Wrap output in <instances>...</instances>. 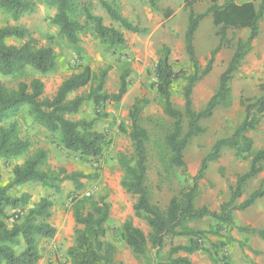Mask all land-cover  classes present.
Returning <instances> with one entry per match:
<instances>
[{
	"label": "trees",
	"instance_id": "16d2710c",
	"mask_svg": "<svg viewBox=\"0 0 264 264\" xmlns=\"http://www.w3.org/2000/svg\"><path fill=\"white\" fill-rule=\"evenodd\" d=\"M54 7L56 13L53 22L59 27L61 34L73 45L80 42L81 36L89 30L108 45L124 43V32L113 25H107L102 15L94 12V0H41ZM109 17L120 24V27L135 33H146L147 27L129 20L121 12L117 0H98ZM203 0H184L189 9L187 29L185 32L186 52L189 56V68L176 70L171 63L169 46L164 45L161 57L157 63L156 90L164 112L173 119L172 129L166 136V146L171 152L169 163L172 167L182 170L187 184L179 193L172 196L166 208H161L152 202L146 183L147 174V129L141 124V114L150 100L138 98L130 111L132 120L131 139L135 155L129 158L122 153L119 157L124 176L122 186L137 196L134 210L137 217L144 219L151 231L147 234L142 228L127 220L123 225V238L134 253L145 257V264H192L191 255L199 251L211 249L205 245L210 235L221 239L214 244L216 251L227 248L237 239L226 231L237 230L247 234L258 235L264 239V227L237 224L234 211L246 210L256 201L264 197V179L258 188L247 198L237 203L243 195L246 183L264 170V148L253 151L254 141L248 135L250 130L258 128L264 117V83L262 93L254 98L241 96L245 107L243 120L232 134L218 139L209 153L202 159L197 175L189 182L188 164L185 150L193 138L205 132L202 125L204 119L210 118L220 107L233 104L231 81L234 73L240 68L245 57L253 47V41L260 34V22L264 17V0L259 6L253 1L237 3L234 0H211L212 3L204 11H196L195 4ZM154 10H162L160 0H147ZM33 0H0V9L18 19L34 9ZM166 17L172 14V9L164 10ZM211 15L213 23L220 26L218 45L212 50L207 65L202 68L197 56L195 37L202 21ZM249 29L246 39L236 33L230 37L228 30ZM30 33L26 27L5 25L0 27V74L14 75L31 67L45 74L57 66V54L53 47L39 45L36 39L30 37L21 45L9 44L10 37L24 39ZM223 47L233 49L232 57L225 71L221 74L219 85L206 105L195 109L193 92L196 84L203 80L213 68L215 56ZM108 68L102 73L100 84L90 92L69 95L88 86L94 72L90 65H85L81 71L72 73L65 78L58 90L51 97L44 96V82L40 77L31 81H21L16 88H8L0 82V123L17 114L21 105L29 106L32 121L37 122L52 132H60L61 142L65 148L79 153L82 158L101 155L104 147L109 144L107 133L95 128L96 118L74 120L68 117L80 111L86 101L92 100L97 106L107 100L119 101L128 90L127 69L121 76V85L117 92L104 89V80ZM183 78L184 110L178 108L173 100L175 82ZM99 116V114H98ZM31 142L19 135L18 123L13 121L7 126H0V158L9 165L12 158L22 156L28 151ZM225 148H235L238 156L246 158L252 154L249 169L237 175L236 181L230 186L231 195L227 201L220 204L218 210L208 205L197 206L195 200L199 194V181L204 177L209 164L217 161ZM48 150L39 149L22 164L13 166V178L3 181L0 168V264H38L42 255L38 245V237L53 238L56 227L48 221L51 217L53 201L43 196L37 203L27 207L30 194L23 192L12 195L10 190L26 182H37L48 189L60 190L61 182L72 180L77 189L83 187L81 178H91L90 174L82 172L68 173L65 168L58 172L44 168ZM74 216L78 227L75 231V244L68 249L73 264H115L116 247L105 242L106 223L110 216V205L104 197L99 199L93 195L74 194ZM212 218L214 225L210 228H199L194 224ZM12 220L10 225L9 221ZM186 237L185 243H170L167 255L161 251L168 244V238ZM153 250V255H149Z\"/></svg>",
	"mask_w": 264,
	"mask_h": 264
},
{
	"label": "rangeland",
	"instance_id": "374dc122",
	"mask_svg": "<svg viewBox=\"0 0 264 264\" xmlns=\"http://www.w3.org/2000/svg\"><path fill=\"white\" fill-rule=\"evenodd\" d=\"M35 7L18 19L0 9V27L5 25H18L29 30V37L18 39L10 37L9 44L21 45L30 37L36 39L39 45H47L54 48L57 54V66L48 73L42 74L37 70L27 67L14 75L4 76L0 74V82L8 88H16L21 81H31L40 77L45 85L44 96L51 97L58 90L65 78L72 73L79 72L85 65H90L94 78L92 82L69 95V98L77 94L88 93L97 87L102 81V73L108 68L104 80V89L108 92H117L121 85V76L129 69L127 77L128 90L121 100H107L97 106L92 100L86 101L80 111L69 114L74 120L96 118L95 128L107 133L110 142L101 155L82 158L79 153L64 147L61 142L60 132H52L43 125L32 121L29 115V106L21 105L16 115L5 119L1 125L7 126L15 121L18 123L19 135L28 139L31 146L22 156L9 161L12 166L23 163L37 150H48V157L44 168L58 172L65 168L68 173L82 172L90 174L91 178H81L83 187L77 189L72 180L61 182L59 191L48 189L37 182H27L21 186H15L10 190L12 195H20L23 192L31 196L27 207L32 206L42 196L52 199L51 208L53 221L59 225L54 237L58 238L54 244L38 240L42 249V257L47 258L50 264H69L71 262L68 249L75 244V231L78 225L74 216V194L93 195L99 199L104 197L110 205V216L106 223L107 231L103 237L105 242L116 247L115 264H145V257L133 252L123 238V225L131 220L134 225L142 228L147 234L151 228L147 222L136 216L134 204L137 196L127 191L122 186L124 171L119 162L120 154L124 153L129 158L134 157L135 148L130 136L132 120L130 111L138 98H148L149 104L145 106L141 114V124L147 129V174L146 183L153 203L161 208H166L173 195L179 193L187 184L186 176L182 170L172 167L169 163L170 150L166 146V136L172 129L173 119L163 109L156 90L155 69L161 57L162 48L167 45L171 49L170 60L176 70L189 68V56L186 52L185 32L188 23L189 9L184 0H160L162 10H154L147 0H117L121 12L129 20L147 27L146 33H135L120 27L113 21L106 10L101 7L98 0H94L93 10L104 18L107 25H113L124 32L125 41L119 45L103 43L92 30L81 36L78 44H70L61 34L59 27L53 22L56 13L54 7L48 6L41 0H33ZM263 0H259L260 5ZM211 0H203L195 4L196 11H204L211 4ZM172 9V14L166 17L164 10ZM261 36L253 51L244 59L240 68L234 73L231 81L233 104L229 107L220 106L214 114L201 123L205 132L192 139L185 150V159L188 164L189 182L198 174L202 159L209 153L213 144L220 138L232 134L237 125L243 120L245 107L241 102V96L254 98L262 93L261 85L264 83V18ZM220 26L213 23L211 15L201 23L195 37L197 56L202 68H204L211 56L212 50L218 45ZM233 33L243 36L244 29L228 30L231 37ZM263 50V51H262ZM233 49L223 47L217 52L212 71L200 82L193 92V105L195 109H202L210 97L218 88L221 74L227 68L232 57ZM185 80L180 78L175 82L172 94L174 104L184 110L185 99L183 86ZM99 114V116H98ZM253 138V151L264 148V117L257 129L248 134ZM252 154L243 158L238 156L235 148H225L222 156L209 164L204 177L199 181V194L195 200L197 206L208 205L212 209H219L223 201L230 197V186L235 183L237 175L246 172L250 167ZM9 165V166H10ZM6 161L2 165L3 181L8 182L11 169ZM264 172L259 176L255 187H258ZM254 184L247 183L244 198L253 190ZM256 209L244 212V218L250 225L264 227V219L256 221ZM10 225L12 220L9 221ZM199 228H210L214 225L212 218L194 224ZM226 233L238 235L237 230ZM221 238L210 235L205 245L211 249L199 251L192 257L193 264H264V243L258 244V240L243 241L236 238L233 244L240 247L237 252L233 248H220L216 251L214 244ZM254 239V237H253ZM48 241V240H47ZM186 237L168 238V244L161 251L164 257L167 255L171 242H187ZM247 245V246H246ZM249 245V247H248ZM254 248H253V246ZM232 246V245H231ZM251 247V248H250ZM256 247V248H255ZM149 250V255H153ZM239 254V255H238ZM261 258V263L257 259ZM72 264V263H70Z\"/></svg>",
	"mask_w": 264,
	"mask_h": 264
},
{
	"label": "crops",
	"instance_id": "0c3cea01",
	"mask_svg": "<svg viewBox=\"0 0 264 264\" xmlns=\"http://www.w3.org/2000/svg\"><path fill=\"white\" fill-rule=\"evenodd\" d=\"M235 2H237V3H243V2H248V1H253L254 3H255V5L256 6H259V4H258V2H259V0H234ZM225 2V0H219L218 1V3L219 4H223ZM212 3V2H211ZM209 6V5H208ZM264 18V17H263ZM263 20V19H262ZM261 20V22H260V34H259V36L253 41V47H252V50L251 51H253V49H254V47H255V45L257 44V42H258V40H259V37L261 36V31H262V28H263V21ZM234 29V28H233ZM235 31H238L239 29H234ZM249 29L248 28H244V33H246V35L244 34V37L243 36H239V37H242L243 39H246L247 37H248V35H249ZM263 50H264V47H263ZM262 50V51H263ZM250 51V52H251ZM249 52V53H250ZM249 55V54H248ZM247 55V56H248ZM246 56V57H247ZM245 57V58H246ZM241 98V97H240ZM251 131V130H250ZM249 131V132H250ZM249 132H248V134H249ZM261 149V148H260ZM12 159H15V158H12ZM12 159H10V160H12ZM4 161H6L4 158H0V168H1V170H2V174H3V168H2V165L4 164ZM251 163V162H250ZM16 164H21V163H16ZM10 165V164H9ZM8 165V167L11 169V176H10V179L9 180H11L12 178H13V166L15 165V164H13L12 166L10 165L9 166ZM7 167V168H8ZM264 172V170L262 171V172H260L257 176H255V177H253V178H251L247 183H249V184H254V188H253V190H255L256 188H258L259 186H260V184L262 183V180L264 179V175H262L263 177L261 178V180H260V182H259V185H258V187H255V183H257L258 182V179L257 178H259V176H261V174ZM27 183V182H26ZM247 183H246V185H247ZM234 184V183H233ZM232 184V185H233ZM21 185H24L25 186V183H23V184H20L19 186H21ZM246 185H245V187H244V192H243V195L237 200V203H240V202H242L245 198H247V196L253 191H251L245 198H244V194H245V192H247L246 190ZM230 195H231V191H230ZM44 196V195H43ZM42 196V197H43ZM230 198V197H229ZM41 198H39L35 203H37L39 200H40ZM34 203V204H35ZM33 204V205H34ZM220 207V206H219ZM255 208H257L256 209V217H255V220L256 221H261V220H263L264 219V197H262V198H260V199H258L257 201H256V203L255 204H253L251 207H249L248 209H246V210H235L234 211V217H235V220H236V222H237V224H239V225H250V224H246V223H249V221L248 220H246L245 218H244V212H246L247 210H249V209H255ZM216 210H218V209H216ZM48 221L49 222H51L56 228H59V225H57L54 221H53V216L52 217H50L49 219H48ZM252 226H254V225H252ZM256 227H258V226H256ZM238 232V235H234V237L235 238H239L240 240H242L243 242L241 243L243 246H244V238L245 239H249L250 241L252 240H258V244H260V245H262L263 243H264V239H262L261 237H259L258 235H252V234H247V233H244V232H239V231H237ZM57 237V236H56ZM56 237H53V238H42V237H38V240H41V239H44L45 240V242H49V243H51V244H54L55 243V241L58 239V238H56ZM253 237H254V239H253ZM175 238H178V237H175ZM174 238V239H175ZM48 240V241H47ZM179 243H182V242H179ZM183 243H185V242H183ZM176 244H178V243H176ZM232 245V246H231ZM230 246H228V247H231V248H233V251L234 252H237V250H240L241 248L240 247H237V245L236 244H231ZM247 246V245H246ZM253 246V245H252ZM248 247H249V245H248ZM251 248V247H250ZM253 248H254V246H253ZM256 248V247H255ZM39 249H40V252H41V255H42V249H41V247L39 246ZM193 255V254H192ZM191 255V256H192ZM239 255V254H238ZM191 259H192V257H191ZM263 260H264V257H263ZM257 262H260L261 263V258L260 259H257L256 260ZM70 263H72V262H69V264ZM38 264H50L49 262H48V260H47V258H43V257H41V259H40V261H39V263ZM73 264V263H72ZM192 264H193V261H192Z\"/></svg>",
	"mask_w": 264,
	"mask_h": 264
}]
</instances>
